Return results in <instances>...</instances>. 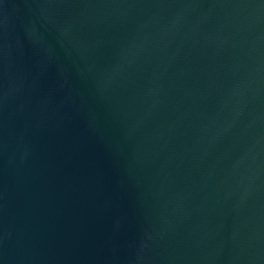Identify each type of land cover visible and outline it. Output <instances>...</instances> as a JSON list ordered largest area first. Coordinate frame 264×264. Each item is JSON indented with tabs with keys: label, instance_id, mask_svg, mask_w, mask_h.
I'll list each match as a JSON object with an SVG mask.
<instances>
[{
	"label": "water",
	"instance_id": "obj_1",
	"mask_svg": "<svg viewBox=\"0 0 264 264\" xmlns=\"http://www.w3.org/2000/svg\"><path fill=\"white\" fill-rule=\"evenodd\" d=\"M0 264H264V0H0Z\"/></svg>",
	"mask_w": 264,
	"mask_h": 264
}]
</instances>
